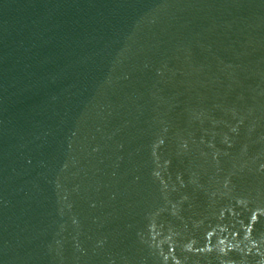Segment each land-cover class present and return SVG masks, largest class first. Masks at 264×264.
Returning a JSON list of instances; mask_svg holds the SVG:
<instances>
[{
	"label": "water",
	"instance_id": "water-1",
	"mask_svg": "<svg viewBox=\"0 0 264 264\" xmlns=\"http://www.w3.org/2000/svg\"><path fill=\"white\" fill-rule=\"evenodd\" d=\"M0 264H264V0H0Z\"/></svg>",
	"mask_w": 264,
	"mask_h": 264
}]
</instances>
